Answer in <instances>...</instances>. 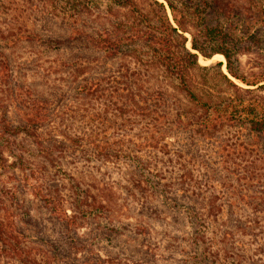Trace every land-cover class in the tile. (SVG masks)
Here are the masks:
<instances>
[{"label":"trees","instance_id":"1","mask_svg":"<svg viewBox=\"0 0 264 264\" xmlns=\"http://www.w3.org/2000/svg\"><path fill=\"white\" fill-rule=\"evenodd\" d=\"M139 1L150 8L146 10ZM165 2L167 5L157 0H62L61 4L68 5L62 10V18L68 24L65 31L59 35L51 32L45 37L27 36L31 42L43 43L61 53L72 72L93 64L95 75L90 81L79 79L75 89L76 97L84 100L79 130L71 129L77 115L64 119L55 111L46 115L47 98L24 103L21 97L25 93L30 96L29 87L24 94L14 91L6 95L17 108L12 115L9 103L0 102V171L11 170L15 182L7 187L0 172V254L9 251L18 264H109L112 260L107 254L100 255L95 239L79 233L81 227H90L101 211L94 213V208L73 197L68 213L61 206L57 187L45 183L42 166L37 162L38 156L65 155L79 145H100L96 153L103 162L123 157L120 149L115 151L102 145H144L149 151H161L163 145H181L188 161L198 157L203 173L206 171L209 179L225 186L231 196L229 206L232 200L252 204L256 211L254 222L260 225L259 232L264 230V66L252 77L244 76L235 63L240 54L252 47L247 39L241 41L233 33L231 24L208 23L202 16L192 14L194 19L190 23L186 14L178 17L173 0ZM192 2L195 7L219 5L217 0ZM258 6L252 7L257 35L264 33V5ZM189 25L193 31L188 29ZM185 31L190 33V47ZM260 42L261 36L252 35L253 45ZM3 43L0 98L5 96L1 89L13 76L15 60ZM214 53L225 57L228 74L222 71L221 62L205 66L199 63V54L210 58ZM109 65L112 68L103 71ZM209 69L216 70L209 76L212 83L207 79ZM199 72L203 73L201 80ZM216 78L219 84L215 83ZM95 97L107 99L95 113L99 115L95 124L103 126L99 131L85 127L94 116L88 105ZM40 100L43 103L39 105ZM50 121L56 125L50 127ZM132 129L140 131V135L132 133L135 137L128 138ZM20 134L27 137L31 147L20 145ZM199 145L209 148L205 150ZM234 155L250 157V161L229 163L227 159ZM138 168L143 173L145 189L151 188L150 194H160L168 209H182L204 223L207 217L213 220L217 214L211 211L220 203L214 205L211 199L205 200L194 188L184 201L172 195L169 181L147 163L139 160ZM144 203V209L149 210L151 199L146 198ZM159 218L165 222L167 216L163 213ZM104 228L117 229L112 223ZM135 229L148 231L142 224L135 225ZM257 250L264 254L263 245H258ZM261 253L252 258V264H264ZM113 260L116 262L111 264H128L120 258Z\"/></svg>","mask_w":264,"mask_h":264},{"label":"rangeland","instance_id":"2","mask_svg":"<svg viewBox=\"0 0 264 264\" xmlns=\"http://www.w3.org/2000/svg\"><path fill=\"white\" fill-rule=\"evenodd\" d=\"M61 1L0 0V40L4 41L5 50L9 49L15 59L13 76L6 82V87L2 86L1 90L5 96L0 98V102L9 103L6 99L7 94L14 91L24 94L25 89L29 87L30 96L27 97L25 93L21 97L24 98V103L36 102L35 100L40 97L47 98L46 115L54 111L61 119L77 115V119L72 121L71 129L79 130L77 126L83 123L80 113L84 100L76 97L75 89L79 79L90 81L89 79L95 75V66L86 64L82 70L72 72V69L65 64L61 53L47 48L42 45L43 43L31 42L27 38L34 34L45 37L51 32L59 35L65 31L68 24L65 22L66 18H62V10L68 5L61 4ZM157 1L167 5L165 0ZM173 1L179 10L178 17L186 14V20L191 23L194 19L192 15H199L208 23L231 24L233 33L239 36L241 41L247 39V42L251 43L252 50L240 54L235 63L238 71L244 76L252 77L254 72L263 68L264 33L257 35L255 32L257 28L252 24V7L258 5L261 7L264 5V0H217L219 5L214 8H209L208 5L195 7L193 0ZM139 2L146 10L150 8L146 2ZM255 3L260 4L254 5ZM167 14L173 21L168 7ZM188 29L194 30L192 25H189ZM184 35L187 38L186 44L190 47L189 31H185ZM252 35L261 36L260 45L252 44ZM3 36H6L8 42H5L7 39H2ZM215 54L221 53H214L210 58H204L199 54V63L205 66L221 62L222 71L228 74L225 57L220 59L214 56ZM69 57L76 56L69 55ZM78 61L83 63L82 59ZM110 68L112 67H106L103 71ZM206 73H209L207 79L212 83L209 76L216 73V70L209 69ZM202 75L203 73L199 72L200 80L204 78ZM204 76L206 77L205 71ZM231 78L244 85L240 80ZM215 83L219 84L220 81L216 78ZM106 100L99 97L91 100L88 108L93 111L94 116L91 115V122L85 124V127L89 126L93 131L103 128L102 124H95L99 117L95 113ZM41 102L43 103L41 100L38 102L39 105ZM9 105L12 115V110L17 108L13 104L9 103ZM102 116L107 117V114ZM0 121H2L1 117ZM102 121L107 120L102 118ZM50 125L52 127L56 124L50 121ZM49 128H45V131H49ZM106 131H109V128ZM132 133L140 135V131L132 129L129 130L127 137L134 138ZM20 135L23 137L20 145L31 147L27 137ZM102 146L115 151L120 149L119 153L123 158L103 162L96 153V148L101 147L100 145H79L77 150L70 149L65 155L38 156L37 162L42 166L45 183L57 187V193L62 198L61 206L68 213H70V200L73 197L81 199L82 204L94 208V213L101 211L100 215L94 217L90 227H81L79 233L95 239L100 255L105 257L107 254L112 258L109 264L116 262L114 258L123 259L128 264H252V258L261 253L257 247L260 244L264 246V230L259 232L260 225L254 222L256 211L252 209V204L246 205L241 201L236 203L232 200L229 206L228 198L231 196L226 192L225 186L216 179H209L206 171L203 173L198 157L188 161V156L184 157L181 145H163L161 151L146 150L147 147L144 145ZM199 146L205 150L209 148V145ZM139 160L147 163L150 169L157 171L169 181L172 195L181 197L185 201V195H189L190 189L194 188L200 197L204 196L205 200L211 199L214 205L220 203L218 208L215 206L211 211L217 213L213 220L207 217L205 223L202 221L199 223L182 209L177 211L168 209L160 194L153 195L150 194L151 188L145 189L146 184L141 181L143 173L141 174L138 168ZM227 161L247 164L250 157L239 158L234 155ZM1 173L4 184L11 187L15 183L11 170ZM27 197L32 198L31 195ZM146 198L151 199L149 210L143 207ZM137 211H143L148 216ZM163 213L167 216L165 222L159 218ZM96 223L99 226L95 225ZM107 223L117 227L116 231H108L104 228ZM139 224L147 226L148 231L135 229V225ZM252 229L256 232H252ZM144 250L147 251L145 255ZM261 256L264 257V254L261 253ZM0 264L18 263L12 254L6 251L0 254Z\"/></svg>","mask_w":264,"mask_h":264},{"label":"bare ground","instance_id":"3","mask_svg":"<svg viewBox=\"0 0 264 264\" xmlns=\"http://www.w3.org/2000/svg\"><path fill=\"white\" fill-rule=\"evenodd\" d=\"M214 56H218V57H220V59L223 58V55H221V54H215Z\"/></svg>","mask_w":264,"mask_h":264}]
</instances>
